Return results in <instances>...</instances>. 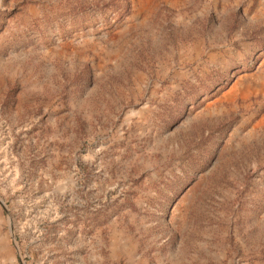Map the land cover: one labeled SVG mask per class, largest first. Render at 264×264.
I'll return each instance as SVG.
<instances>
[{
  "label": "rangeland",
  "instance_id": "374dc122",
  "mask_svg": "<svg viewBox=\"0 0 264 264\" xmlns=\"http://www.w3.org/2000/svg\"><path fill=\"white\" fill-rule=\"evenodd\" d=\"M0 264H264V0H0Z\"/></svg>",
  "mask_w": 264,
  "mask_h": 264
}]
</instances>
